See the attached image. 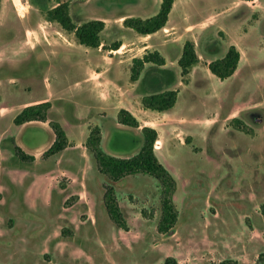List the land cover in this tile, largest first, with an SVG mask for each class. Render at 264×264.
Returning <instances> with one entry per match:
<instances>
[{
    "label": "rangeland",
    "instance_id": "374dc122",
    "mask_svg": "<svg viewBox=\"0 0 264 264\" xmlns=\"http://www.w3.org/2000/svg\"><path fill=\"white\" fill-rule=\"evenodd\" d=\"M14 1L18 7L0 0V264H162L167 256L179 264H264V0H175L170 23L183 24L185 7L189 23H198L174 24L152 39L118 17H150L160 0ZM64 1L76 25L106 22L105 50L71 33L63 39L46 11ZM186 40L199 61L182 76L176 54ZM114 41L123 44L117 54L107 51ZM231 44L241 58L221 80L207 65ZM144 45L166 65L146 64L132 81L126 63ZM170 89L178 91L171 109L142 107L144 94ZM41 99L51 104L48 126L14 124L24 104ZM118 107L139 127L118 123ZM49 120L60 123L70 144L46 157L54 139ZM143 125L157 129L155 155L177 184V221L166 234L157 230L158 180L137 173L110 181L84 146L98 126L105 153L130 157L143 145ZM16 145L33 160H20ZM105 185L114 188L127 230L106 212Z\"/></svg>",
    "mask_w": 264,
    "mask_h": 264
},
{
    "label": "trees",
    "instance_id": "16d2710c",
    "mask_svg": "<svg viewBox=\"0 0 264 264\" xmlns=\"http://www.w3.org/2000/svg\"><path fill=\"white\" fill-rule=\"evenodd\" d=\"M173 2L174 0H160L159 10L156 14L144 19L140 17H125L123 25L132 28L141 35L152 34L165 26ZM46 17L50 21L57 22L65 31L73 32L80 44L92 48L100 46V32L104 29L103 20L91 19L80 25H76L69 14L68 2L58 3L48 9ZM121 44L120 41H114L108 48L117 50ZM198 60L199 57L195 51L194 42L186 40L177 60L181 75H187L190 68ZM239 60L240 52L235 45L231 44L222 57L211 60L207 67L213 75L224 80L235 72ZM131 63L130 79L136 81L146 63L162 66L165 63V59L157 50H154L146 51L141 57L132 58ZM177 94V90L171 89L144 94L141 97V104L144 109L158 112L166 111L175 105ZM50 107L49 101L27 105L14 116L13 122L16 125H22L30 121L46 122L48 121V110ZM117 122L125 126L139 127L138 119L125 108H120L117 111ZM232 122L236 123L235 125L238 130L246 131V127L240 123L238 118L232 119ZM48 124L52 129L54 139L43 154L46 157L62 151L68 145L66 133L60 123L56 120H49ZM140 130L143 136V145L137 153L130 157L114 156L105 153L100 147L101 131L98 126L90 128L84 146L93 154L98 171L110 181H118L124 176L137 173L147 174L158 180L161 186V216L157 223V230L159 233L166 234L174 227L177 221L178 212L173 202V194L176 191L177 184L173 176L155 155L154 144L158 138L157 130L146 125L142 126ZM15 153L23 162L33 160V156L24 153L18 145L15 146ZM103 200L111 221L117 227L127 230V222L119 207L113 186H104ZM261 212L264 214V205L261 206ZM64 233L65 230H62V234ZM263 256L264 253H261L258 259L261 260ZM162 264H179V262L174 257L167 256ZM218 264H237V262L233 259H225Z\"/></svg>",
    "mask_w": 264,
    "mask_h": 264
},
{
    "label": "crops",
    "instance_id": "0c3cea01",
    "mask_svg": "<svg viewBox=\"0 0 264 264\" xmlns=\"http://www.w3.org/2000/svg\"><path fill=\"white\" fill-rule=\"evenodd\" d=\"M242 1H244V0H242ZM250 1V0H249ZM64 2H66V1H64ZM248 2V1H247ZM188 3H190V0H188V2H187V4ZM174 4H175V0H174V2H173V6H172V9H171V11H170V13H169V16H168V20H167V22H166V24H165V26L162 28V29H160V30H158V31H156V32H154V33H152V34H147V35H141V34H139L140 36H139V38H150V39H152L155 35H157L158 33H160V32H162V30H166V29H172V28H174V24H176V25H178L179 27L182 25V26H185V24L188 22L189 23V17H188V13L183 9L182 10V12L180 13V17H182V18H180V19H182V21H183V24H178V22H176V23H170V17L173 15V10H174ZM68 6H69V4H68ZM125 17H127V16H119L118 17V21L123 25V19L125 18ZM211 18H213L214 20L216 19V17L214 16V15H210V16H208V17H206V19L207 20H209V19H211ZM178 20H179V18H177ZM104 21V20H103ZM198 22H190L189 24L190 25H192V26H195L196 24H197ZM210 25H213V23H209V26ZM181 26V27H182ZM106 27V22L104 21V28ZM126 27V26H125ZM62 32V33H61ZM59 33H60V35H62V37H63V39H65L66 40V38H67V35L69 34V33H71V34H74L73 32H67V31H65V30H60L59 31ZM65 33V34H64ZM75 36V35H74ZM101 41V40H100ZM105 45L106 44H104V42H102L101 41V44H100V46L99 47H96V48H101V49H103L104 47H105ZM150 45V44H149ZM149 45H144L143 47H142V49H143V53L141 54V55H139V56H137V57H141L146 51H154V50H152L150 47H148ZM182 43H180V45H179V47L181 48V50H182ZM123 46V44L120 46V48H118L117 50H112V49H107V51L108 52H111V51H113V53H111V54H117V53H115V52H119V50L121 49V47ZM106 48H104V50H105ZM159 52V51H158ZM240 52V51H239ZM160 53V52H159ZM179 53L181 54V52H180V50H179V48H178V53L176 54V59L178 60V58H179ZM161 54V53H160ZM198 54V53H197ZM199 55V54H198ZM132 58H134V57H132ZM132 58L131 59H129L128 61H127V65H128V67H129V72H130V67H131V61H132ZM240 58H241V53H240ZM165 59V58H164ZM177 60H176V62H177ZM199 61V60H198ZM240 61V60H239ZM146 64H151V63H146ZM145 64V65H146ZM144 65V66H145ZM151 65H153V64H151ZM165 65H166V60H165V63H164V65H162V66H159L160 68H165ZM178 65V64H177ZM98 73H100V74H102L101 72H98ZM188 76H189V73H188ZM86 82L88 83V87L91 89V90H95L96 89V86L97 85H95V82L94 81H92V80H90V79H87L86 80ZM101 83V82H100ZM44 101H48L47 99H41V100H37V101H34V102H29V103H26V104H24V106H27V105H29V104H35V103H39V102H44ZM101 101H102V99H101ZM50 102V101H49ZM142 105V104H141ZM119 108H125V107H118V110H119ZM125 109H127V108H125ZM128 110V109H127ZM31 122V121H30ZM34 122H37V121H34ZM28 123V122H27ZM44 125L46 124L47 125V121L46 122H42ZM25 124V123H24ZM23 125V124H22ZM48 126V125H47ZM143 126H145V125H143ZM146 126H148V125H146ZM152 127V126H151ZM154 128V127H153ZM139 129H141V127L139 128ZM156 129V128H155ZM157 130V129H156ZM101 139H102V134H101ZM158 141V140H157ZM156 141V142H157ZM101 143V142H100ZM68 144H70V142L68 141ZM68 146V145H67ZM66 148V147H65ZM86 148V147H85Z\"/></svg>",
    "mask_w": 264,
    "mask_h": 264
},
{
    "label": "flooded vegetation",
    "instance_id": "af4514ba",
    "mask_svg": "<svg viewBox=\"0 0 264 264\" xmlns=\"http://www.w3.org/2000/svg\"><path fill=\"white\" fill-rule=\"evenodd\" d=\"M14 4L18 7L17 3L13 0ZM19 5L21 6L20 0H18ZM20 8V7H19Z\"/></svg>",
    "mask_w": 264,
    "mask_h": 264
},
{
    "label": "bare ground",
    "instance_id": "6f19581e",
    "mask_svg": "<svg viewBox=\"0 0 264 264\" xmlns=\"http://www.w3.org/2000/svg\"><path fill=\"white\" fill-rule=\"evenodd\" d=\"M158 149H160V146H158Z\"/></svg>",
    "mask_w": 264,
    "mask_h": 264
}]
</instances>
